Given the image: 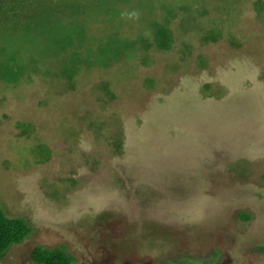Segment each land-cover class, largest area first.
<instances>
[{
	"label": "rangeland",
	"instance_id": "obj_1",
	"mask_svg": "<svg viewBox=\"0 0 264 264\" xmlns=\"http://www.w3.org/2000/svg\"><path fill=\"white\" fill-rule=\"evenodd\" d=\"M39 1L0 27V264H264V0Z\"/></svg>",
	"mask_w": 264,
	"mask_h": 264
},
{
	"label": "trees",
	"instance_id": "obj_2",
	"mask_svg": "<svg viewBox=\"0 0 264 264\" xmlns=\"http://www.w3.org/2000/svg\"><path fill=\"white\" fill-rule=\"evenodd\" d=\"M102 1H104V4H102L101 6H99L98 4V11L104 8V10L107 12H113L114 14L113 17L116 16L118 10L121 9L119 12L124 11L122 6L114 7L113 0H102ZM116 3H120V2H116ZM38 4H40L39 0H0V27H7L10 24H14L16 27L17 23L14 21V19L15 17L19 15H22V17L23 16L26 17V21H21V24H23V26L27 27L29 22H32L35 24V18H33L34 16H30V15L34 13L35 10H37L36 7H38ZM160 4L163 5L165 3L161 1ZM96 5L97 4L93 2L92 4L88 6V9L92 8L96 10ZM83 7L84 5L82 4V2L78 3L77 7L74 8L75 13L77 11H81ZM101 17H104V16H101ZM104 19L106 18L104 17ZM110 19H106L108 20L107 22H109ZM169 20L170 19L168 18L166 25L160 24V25H156L155 27H153L155 29L153 30V36L151 37V41L152 42L155 41L156 46L159 48L167 49L171 46V44H169L172 38V35H173V32L171 29L172 28L175 29L177 24H171L168 22ZM171 20L174 21L173 16L171 17ZM170 25H173L174 27H170ZM215 35H217L218 37V34H215ZM151 45H153V43L152 44L150 43L149 48ZM70 59H71V63L73 64L64 63L61 65V69L62 71H64L67 77L73 78L74 76L77 75V71H78L77 70L76 72H73V70L75 69L74 68L75 63L80 61V58L76 56L75 59H72V58ZM24 227L26 228V226L21 221V219L9 218L2 212L0 208V257L2 255L1 254L2 251H4L5 248L8 247V245L16 241L15 240L16 237L20 235L21 232H23ZM19 229H21L19 231L20 233L17 234V231ZM39 246L40 245H38V248L36 247L33 248L31 250L32 254L30 253V259L36 264H72V259L71 258L69 259L68 256L65 255L61 250L57 248L52 249V248H45V247H42V246L39 247Z\"/></svg>",
	"mask_w": 264,
	"mask_h": 264
}]
</instances>
